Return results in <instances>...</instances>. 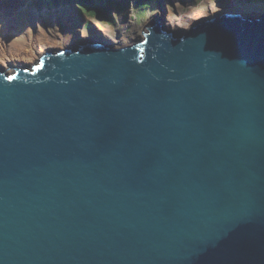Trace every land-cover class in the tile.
Returning a JSON list of instances; mask_svg holds the SVG:
<instances>
[{
  "label": "water",
  "instance_id": "1",
  "mask_svg": "<svg viewBox=\"0 0 264 264\" xmlns=\"http://www.w3.org/2000/svg\"><path fill=\"white\" fill-rule=\"evenodd\" d=\"M0 264H264V14L0 67Z\"/></svg>",
  "mask_w": 264,
  "mask_h": 264
},
{
  "label": "rangeland",
  "instance_id": "2",
  "mask_svg": "<svg viewBox=\"0 0 264 264\" xmlns=\"http://www.w3.org/2000/svg\"><path fill=\"white\" fill-rule=\"evenodd\" d=\"M170 1L156 0L155 3L152 1L151 7L139 11H136L134 6L124 5L123 7L127 9L117 12L120 3L119 0H113L111 4L116 6L111 8V13L117 16L106 18L105 24L100 18L92 20L93 17H82L76 7L66 4L53 7L50 0H39L38 5L35 0H0L1 9H10L8 12L10 15L4 13V20L0 21V46L9 54H17L18 48H33L34 38H37V42L53 40L54 43L47 45L55 47L68 41L74 42L72 46H75L77 42L91 40V37L96 36L110 47L121 48L122 43H127V39L131 41L139 38L145 26L153 24L154 21L163 23L169 29L183 31L189 29L196 19L216 16L224 7L232 8L231 4L237 0H218L217 7L213 0H172V3ZM31 3L35 4L34 7L30 6ZM204 3L207 6H202ZM145 11L148 14L145 15ZM106 14H109V11ZM69 36L73 39L69 40ZM22 57L23 53H19L15 61L10 60L6 66L5 64L1 66L6 68L21 66L18 61ZM37 57L35 56V59Z\"/></svg>",
  "mask_w": 264,
  "mask_h": 264
},
{
  "label": "clouds",
  "instance_id": "3",
  "mask_svg": "<svg viewBox=\"0 0 264 264\" xmlns=\"http://www.w3.org/2000/svg\"><path fill=\"white\" fill-rule=\"evenodd\" d=\"M38 1L39 0H35V2H36V5H38ZM47 1V0H46ZM153 1V3H155L156 2V0H145L144 2H146V7H144V8H142V6L140 5V6H138V2H136V0H127V2L125 3V1H122V2H119L120 4H119V11L117 10V12H120V11H125L127 8H124L123 6L124 5H129V6H134V8H135V10L136 11H139V10H142V9H144V10H146L147 8H149V7H151L150 6V3ZM209 1H211V0H209ZM218 0H213V2H214V5L217 7V2ZM62 1H59V0H50V3H51V6H56V5H61V4H63V3H61ZM130 3H132V5L130 4ZM170 3H172V0L170 1ZM34 3H31V5L30 6H33L34 7ZM232 8H226V7H224V8H221L218 12H219V14L218 15H222V14H227V12L228 11H234L235 13H240L241 15H242V17H244L245 19H251V18H254V17H256V16H259V15H262V14H264V0H237V1H235V2H233L232 4ZM40 6H41V4H40ZM114 6H116V4H111L110 5V9H109V14H110V16L112 17V16H117L115 13H111V8H113ZM154 6V5H153ZM202 6H207V4H205L204 3V5H202ZM36 8V7H35ZM197 8V7H196ZM196 11H200V10H196ZM206 11L207 10H205V14H206ZM145 13V15L146 14H148V12H144ZM79 14V13H78ZM218 15H216V16H218ZM212 16H214V15H212ZM212 16H209V17H212ZM209 17H207V18H209ZM203 19H206V18H202L201 20H200V18L199 19H196L197 21L196 22H194V24L193 25H191L190 27H189V29L191 28V27H193V26H195V25H197L199 22H201ZM92 20H95V19H92ZM103 22V21H102ZM155 22V21H154ZM154 22H153V24H154ZM104 23V22H103ZM106 24V23H105ZM153 24H150V25H147V26H145V29L144 30H142L141 31V35H140V37L139 38H136V39H131V41H129L128 39H127V43H122V46L121 47H127V46H131V45H134L136 42H139V41H141L142 39H143V37L145 36V34L149 31V28H150V26H152ZM165 26V25H164ZM166 27V26H165ZM167 28V27H166ZM167 29H169V28H167ZM189 29H184L183 31H176V30H173V29H169V30H171V31H173L174 33H175V35L176 36H180V35H182L183 33H185L187 30H189ZM69 40H72L73 38L72 37H70L69 36ZM90 39H94V40H100L98 37H96V36H93V37H91ZM86 41L87 40H83V41H80V42H77L76 44H75V46L74 47H76L77 48V46L79 47V44H85L86 43ZM100 41H102V40H100ZM105 45H107L108 47H110V45H108V43H105L104 41H102ZM74 42H65V43H63L61 46V48L60 49H63V47H65L66 45H70V46H72V44H73ZM96 44H102V43H99V42H97ZM57 50H59V49H57ZM45 52H48L47 50L46 51H44V52H42V53H40L39 54V56L37 57V60H35L34 61V63L36 62V61H39V59H40V56L42 55V54H44ZM33 63V64H34ZM33 64H28V65H33ZM1 66V65H0ZM1 67H3V66H1ZM12 67H15V68H18V67H20V68H22L21 66H12ZM4 69H8V68H6V67H3Z\"/></svg>",
  "mask_w": 264,
  "mask_h": 264
},
{
  "label": "trees",
  "instance_id": "4",
  "mask_svg": "<svg viewBox=\"0 0 264 264\" xmlns=\"http://www.w3.org/2000/svg\"><path fill=\"white\" fill-rule=\"evenodd\" d=\"M62 1L63 4H66L71 7H76L78 12L84 16L93 17V19L100 18L104 23H107V19H110V15L106 14L113 0H59ZM118 1V0H114ZM127 0H119V2ZM145 0H136L138 2V6H142V8L146 7Z\"/></svg>",
  "mask_w": 264,
  "mask_h": 264
},
{
  "label": "bare ground",
  "instance_id": "5",
  "mask_svg": "<svg viewBox=\"0 0 264 264\" xmlns=\"http://www.w3.org/2000/svg\"><path fill=\"white\" fill-rule=\"evenodd\" d=\"M183 7V6H182ZM1 9V8H0ZM10 12V9L7 10H3L1 9L0 11V21L4 20L3 15L4 13ZM10 15V14H8ZM170 19V18H168ZM69 42V41H68ZM32 43H34V47L33 48H24V49H17L18 53H23L24 57H22V59L18 62H20V64H22L21 66L25 67L28 64H31L33 61L37 60L35 59V56H39L40 53L44 52V51H56L57 49H60L62 46H48L47 44L49 43H54L53 40L49 41V42H37V38H34ZM65 43V42H63ZM78 44V43H77ZM17 54H12V53H7L4 47L0 46V65H4L5 66L8 64V62H10V60L15 61L16 60V55ZM34 63V62H33ZM25 64V65H24ZM1 67V66H0Z\"/></svg>",
  "mask_w": 264,
  "mask_h": 264
},
{
  "label": "snow or ice",
  "instance_id": "6",
  "mask_svg": "<svg viewBox=\"0 0 264 264\" xmlns=\"http://www.w3.org/2000/svg\"><path fill=\"white\" fill-rule=\"evenodd\" d=\"M8 79H12V77H8Z\"/></svg>",
  "mask_w": 264,
  "mask_h": 264
}]
</instances>
